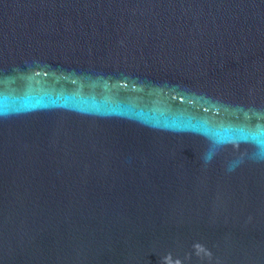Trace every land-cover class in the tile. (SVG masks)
Listing matches in <instances>:
<instances>
[{
  "label": "water",
  "instance_id": "water-1",
  "mask_svg": "<svg viewBox=\"0 0 264 264\" xmlns=\"http://www.w3.org/2000/svg\"><path fill=\"white\" fill-rule=\"evenodd\" d=\"M0 264H264V0H0Z\"/></svg>",
  "mask_w": 264,
  "mask_h": 264
},
{
  "label": "flooded vegetation",
  "instance_id": "flooded-vegetation-1",
  "mask_svg": "<svg viewBox=\"0 0 264 264\" xmlns=\"http://www.w3.org/2000/svg\"><path fill=\"white\" fill-rule=\"evenodd\" d=\"M240 105H242V104L240 103Z\"/></svg>",
  "mask_w": 264,
  "mask_h": 264
}]
</instances>
